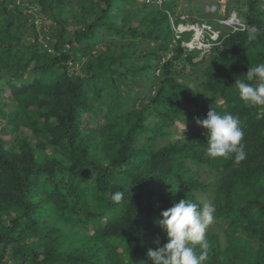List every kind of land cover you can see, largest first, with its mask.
Wrapping results in <instances>:
<instances>
[{"label":"trees","instance_id":"1","mask_svg":"<svg viewBox=\"0 0 264 264\" xmlns=\"http://www.w3.org/2000/svg\"><path fill=\"white\" fill-rule=\"evenodd\" d=\"M178 1L0 0V264H153L161 212L201 194L204 264H264V106L234 85L264 63V0H229L235 31ZM181 23L219 32L205 56ZM210 107L239 118V165L206 156Z\"/></svg>","mask_w":264,"mask_h":264},{"label":"clouds","instance_id":"2","mask_svg":"<svg viewBox=\"0 0 264 264\" xmlns=\"http://www.w3.org/2000/svg\"><path fill=\"white\" fill-rule=\"evenodd\" d=\"M232 20L233 18L229 19L227 23L222 21V25L234 31L239 27L243 28L240 21V25L239 22L236 25V23L231 22ZM182 25L183 23L177 27H182ZM187 27L186 30L178 28V31L176 28V37L178 38L183 33L192 32L191 39L182 43V46L189 50L198 49V47L200 49L202 42H207V38L202 41V34L200 39H196L195 26L187 24ZM198 28L200 29L199 32L203 33L201 28ZM209 29V34L206 33V36L209 35L211 40L216 41L219 32ZM249 39H255V36L250 35ZM243 77L245 79L237 78L234 84L240 100L249 107L264 106V63L248 67L247 74ZM195 123L198 127L206 130L204 133L205 154L209 159H226L233 157L234 154V165H239L246 159V152L242 145L244 132L240 127L238 117L230 113L221 115L213 107H210L206 118H196ZM124 198L125 193L123 191H116L110 196L114 203H119ZM213 222L214 208L211 206L201 208L197 203L187 198L178 203H173L170 208L161 212V219L156 221L157 226L166 235L167 243L156 250L149 249L147 256L153 264H204L210 248V243L206 238V230Z\"/></svg>","mask_w":264,"mask_h":264},{"label":"rangeland","instance_id":"3","mask_svg":"<svg viewBox=\"0 0 264 264\" xmlns=\"http://www.w3.org/2000/svg\"><path fill=\"white\" fill-rule=\"evenodd\" d=\"M228 2H229V0H179L177 3L176 9H175V13L178 14L179 18L182 20H187L188 18H192V19H195L197 21H204L205 19H207V18H205L204 14H207V13L213 14L217 10L218 14H221L224 17V20H223L224 23H227L228 20L232 19V18H236L238 20L237 14L235 12H233L232 10L226 9V5L228 4ZM192 8H196L199 10L189 13V10ZM227 14H228V16H227ZM212 18L214 19L216 17L213 16ZM238 22H239V20H238ZM238 24L240 25V22ZM183 25H185V26H183ZM183 25H182L183 28L182 27H176L177 31H178V28L186 30V28L190 27V26L187 27V24H185V23H183ZM236 25H237V23H236ZM191 26H193V27L195 26L194 29H197L198 27L201 28V30L203 31L202 41H203V39L206 38V33L209 34L208 29L210 27H208L205 24H203V25L193 24ZM196 26H198V27H196ZM194 34H195V32H194ZM202 34L199 36L198 39L201 38ZM188 45L190 46V44H188ZM200 47H201L200 48L201 50L203 49V53L200 56V58H201L208 53L209 45L207 44V42L203 41L202 46H200ZM198 49H199V47H198ZM183 127H185V129H186L188 127V125L185 124L182 127H180L179 129H181V128L183 129ZM199 201L202 203L203 207L204 206H211L212 207L211 200L204 194H201ZM213 225H214V223L209 225V227L206 230V233H208V231L214 230Z\"/></svg>","mask_w":264,"mask_h":264},{"label":"bare ground","instance_id":"4","mask_svg":"<svg viewBox=\"0 0 264 264\" xmlns=\"http://www.w3.org/2000/svg\"><path fill=\"white\" fill-rule=\"evenodd\" d=\"M195 30V35H196V38L198 39L199 38V36L202 34V32H199L200 31V29L199 28H197V29H194Z\"/></svg>","mask_w":264,"mask_h":264},{"label":"water","instance_id":"5","mask_svg":"<svg viewBox=\"0 0 264 264\" xmlns=\"http://www.w3.org/2000/svg\"><path fill=\"white\" fill-rule=\"evenodd\" d=\"M231 22H233V23H238V21H237V19H235V18H233V20L231 21Z\"/></svg>","mask_w":264,"mask_h":264}]
</instances>
